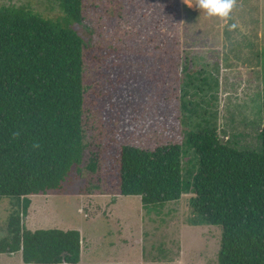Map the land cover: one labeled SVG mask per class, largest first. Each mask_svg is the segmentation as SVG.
Listing matches in <instances>:
<instances>
[{
    "label": "trees",
    "instance_id": "trees-1",
    "mask_svg": "<svg viewBox=\"0 0 264 264\" xmlns=\"http://www.w3.org/2000/svg\"><path fill=\"white\" fill-rule=\"evenodd\" d=\"M58 1L59 20L0 7V196L23 202L0 253L20 250L26 264H80L78 230L26 229L21 216L29 196L63 194L74 181L82 195L103 194V32L115 30L118 112L144 119L140 141L120 144L116 193L139 196L144 207L191 193L196 223L221 230L217 264H264V125L257 150L238 149L209 126L189 131L185 149L159 137L162 119L178 122L187 109L181 0ZM188 149L195 166L184 172Z\"/></svg>",
    "mask_w": 264,
    "mask_h": 264
},
{
    "label": "rangeland",
    "instance_id": "rangeland-1",
    "mask_svg": "<svg viewBox=\"0 0 264 264\" xmlns=\"http://www.w3.org/2000/svg\"><path fill=\"white\" fill-rule=\"evenodd\" d=\"M181 2L182 66L186 67L181 79L187 109L178 122L162 119L160 139L181 143L185 149L189 131L209 126L238 149H259L264 125V0H234L228 19L206 16L195 8L196 0L192 7ZM8 6H25L52 20L63 17L58 0H0V7ZM103 42L104 91L99 99L107 127L103 194L82 195V182L74 181L63 194L31 195L41 210L28 207L22 224L31 230L44 226L78 230L80 264H217L221 230L196 223L191 193L151 207H144L139 196L116 193L120 144L140 141L144 119L118 112L117 31H104ZM182 162L184 172L194 169L192 150L184 153ZM22 207L21 198L0 196V242L7 236L10 217L23 212ZM6 243L12 244V239ZM0 264L26 263L17 250L0 253Z\"/></svg>",
    "mask_w": 264,
    "mask_h": 264
},
{
    "label": "clouds",
    "instance_id": "clouds-1",
    "mask_svg": "<svg viewBox=\"0 0 264 264\" xmlns=\"http://www.w3.org/2000/svg\"><path fill=\"white\" fill-rule=\"evenodd\" d=\"M192 7V0H184ZM234 7V0H196L195 8L203 10L208 17L230 18V13Z\"/></svg>",
    "mask_w": 264,
    "mask_h": 264
},
{
    "label": "crops",
    "instance_id": "crops-1",
    "mask_svg": "<svg viewBox=\"0 0 264 264\" xmlns=\"http://www.w3.org/2000/svg\"><path fill=\"white\" fill-rule=\"evenodd\" d=\"M31 200V199H30ZM37 206L39 207V210H41V206L38 204V205H36V204H33V202L31 201V203H30V208L32 209V208H34V207H36L37 208ZM30 213H34V211L33 212H31V210H30ZM43 228H49V227H43ZM35 229H37V228H33V230H35Z\"/></svg>",
    "mask_w": 264,
    "mask_h": 264
}]
</instances>
